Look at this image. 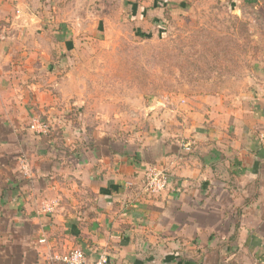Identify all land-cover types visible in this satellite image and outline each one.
Segmentation results:
<instances>
[{
  "label": "crops",
  "instance_id": "crops-1",
  "mask_svg": "<svg viewBox=\"0 0 264 264\" xmlns=\"http://www.w3.org/2000/svg\"><path fill=\"white\" fill-rule=\"evenodd\" d=\"M156 1L121 6L144 25ZM110 2L0 0V264H63L71 249L109 264H264V79L231 102L150 107L140 137L106 132L86 120L81 72ZM148 167L167 173L160 194L143 191Z\"/></svg>",
  "mask_w": 264,
  "mask_h": 264
},
{
  "label": "rangeland",
  "instance_id": "rangeland-1",
  "mask_svg": "<svg viewBox=\"0 0 264 264\" xmlns=\"http://www.w3.org/2000/svg\"><path fill=\"white\" fill-rule=\"evenodd\" d=\"M110 1L111 25L89 55L96 65L81 72L86 120L106 132L140 137L150 107L231 102L264 79V0H158L160 15L144 25Z\"/></svg>",
  "mask_w": 264,
  "mask_h": 264
},
{
  "label": "built area",
  "instance_id": "built-area-1",
  "mask_svg": "<svg viewBox=\"0 0 264 264\" xmlns=\"http://www.w3.org/2000/svg\"><path fill=\"white\" fill-rule=\"evenodd\" d=\"M3 33L0 30V41L3 40ZM38 120H34L31 129L40 128L44 130L43 125H41ZM259 141L264 143V134H260ZM168 184L167 173L156 167H148L145 171L143 191L148 195H157L164 191ZM48 212L53 211V205L47 207ZM59 260L63 264H109L108 259L105 254H99L96 259L89 260L84 252L80 249H71L65 252L59 257Z\"/></svg>",
  "mask_w": 264,
  "mask_h": 264
}]
</instances>
